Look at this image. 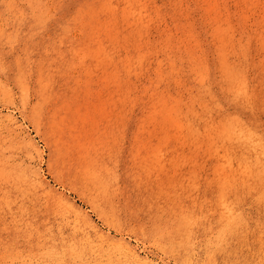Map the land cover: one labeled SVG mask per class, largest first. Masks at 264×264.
Segmentation results:
<instances>
[{
    "label": "rangeland",
    "instance_id": "obj_1",
    "mask_svg": "<svg viewBox=\"0 0 264 264\" xmlns=\"http://www.w3.org/2000/svg\"><path fill=\"white\" fill-rule=\"evenodd\" d=\"M0 264H264V0H0Z\"/></svg>",
    "mask_w": 264,
    "mask_h": 264
}]
</instances>
